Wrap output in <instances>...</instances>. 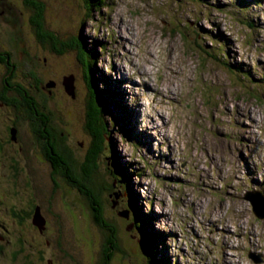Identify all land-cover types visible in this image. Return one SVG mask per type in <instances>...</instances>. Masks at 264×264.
Segmentation results:
<instances>
[{
  "label": "rangeland",
  "instance_id": "374dc122",
  "mask_svg": "<svg viewBox=\"0 0 264 264\" xmlns=\"http://www.w3.org/2000/svg\"><path fill=\"white\" fill-rule=\"evenodd\" d=\"M43 30L68 45L65 51L43 41ZM18 34L25 46L11 48ZM0 42L12 61L28 52L37 78L22 80L25 71L17 69L13 84L33 99L30 91L40 88L36 101L47 105L53 136L72 155L55 175L44 142L35 140L30 166L12 177L3 150L0 264H253L219 223L264 236V220L245 197L264 192V0H0ZM86 71L106 130L92 183L80 179L101 122L99 109L88 108ZM122 76L127 84L116 83ZM114 156L129 184L109 174ZM68 177L91 185L94 203ZM128 190L140 216L153 214L143 224L162 231L161 252L158 238L144 249L148 228L137 229ZM15 205L39 211L19 221ZM125 210L128 220L120 217ZM140 249L154 256L140 257Z\"/></svg>",
  "mask_w": 264,
  "mask_h": 264
},
{
  "label": "flooded vegetation",
  "instance_id": "af4514ba",
  "mask_svg": "<svg viewBox=\"0 0 264 264\" xmlns=\"http://www.w3.org/2000/svg\"><path fill=\"white\" fill-rule=\"evenodd\" d=\"M14 38L15 44L11 48L20 44L22 41L23 47L25 46L26 42L22 34H18ZM43 41L45 40L43 39ZM0 45V129L3 128L5 130V133L2 132V135H0V158L5 149L7 152L6 167H11L13 171L11 176L16 177V174L21 173V165H29V162H26L27 158H30L27 153L29 143L35 140L38 144L45 142L48 133L44 132L45 128L43 125L45 124L44 119L48 116L47 105L44 102L36 101V95L37 97L40 95L39 87L30 91L35 93V98L33 99L32 95H29L25 88L19 84H13L17 69H24L25 71L26 75L23 74V77L21 76L22 80L37 78L35 72L33 73L31 70L32 65L28 64V60H25L24 55H28V52L23 49V54L20 57L21 61L18 60L15 62L12 61L10 49L4 43L0 42ZM4 112L7 114L6 117H4ZM4 144L5 147L3 148ZM45 147L46 145L44 149ZM44 156L49 157L45 152ZM37 207L39 206L33 208L30 205L26 207L23 205H15L12 208V216L19 221L27 219L28 217L31 218Z\"/></svg>",
  "mask_w": 264,
  "mask_h": 264
},
{
  "label": "trees",
  "instance_id": "16d2710c",
  "mask_svg": "<svg viewBox=\"0 0 264 264\" xmlns=\"http://www.w3.org/2000/svg\"><path fill=\"white\" fill-rule=\"evenodd\" d=\"M42 27V23L40 25ZM39 27V25H38ZM43 38L44 40H46L48 43H51V44H54L55 47L54 49L56 50L58 48V46L60 48L59 49V52H64L65 51V47H67L68 45H65V43H60L61 42V39H57V38H54L53 35H48V33L43 30ZM39 35H40V32H39ZM58 35V34H57ZM72 46V45H70ZM81 56L83 57V52L81 51L80 52ZM85 66L88 68L90 66V64L87 63V61L85 62ZM86 79H87V84L89 85L90 89H92V99L89 100V110L91 111V109L93 108V110L96 108V109H99V113H100V120H98L99 122H101V127L99 129H96L94 130V135L97 137L98 135V138H99V142L98 141V138H94V142L92 144V147H91V150L88 154V158L86 159V162L83 164L84 168V178L81 177V181H84L85 183H92L93 182V173L95 172V170L98 168V166L96 165V159L98 157L99 154L102 153L103 151V148L101 147V143H103V140L105 139V135L102 134L103 132H105V125L103 123V116H102V113L103 112V108L102 106L99 104V101L97 100V93H96V89L95 87L93 86L92 88V82H93V76H91L90 73L87 74V71H86ZM93 119V118H92ZM45 120V124L43 125V127L45 128L44 129V132L45 133H48V135L46 136L45 138V142L44 144L46 145L45 147V153H47V155L49 156V158L52 160L53 163H51L52 167H54V172L56 173H59L58 175H61V167L64 165H66V163L69 161L70 158H72V155H71V152H70V149L65 145V147H61V143L59 142V140L56 139L55 136H53V130L52 128L50 127L49 125V121H51L50 117L47 116ZM87 127L91 130L92 127V122H91V117H88V120H87ZM98 133V134H97ZM129 132L126 131V134H128ZM97 134V135H96ZM101 135V136H99ZM101 140V141H100ZM115 160L114 161V166L113 163L111 162V167L108 168V172L111 176H113L114 178H119V182L122 181L121 178L127 182V184H129L128 180H129V175L128 173L126 172V170L124 168L121 167V164L118 163V160L116 159V157L114 156ZM93 161V162H92ZM119 164V165H118ZM63 166V168H64ZM127 169L129 168L128 166H126ZM73 169L72 167H70L68 169L69 172H71ZM57 175V174H55ZM64 175V174H63ZM68 180L72 183H74L73 185L75 187H78L79 189L81 188V192L86 195L88 197V199L90 200V202H93L94 203V197H92L91 195V192H89V190L87 188H91V185L88 187L86 185H84L80 180L79 182H77V184H75V182L70 179L68 177ZM58 186V185H57ZM87 187V188H86ZM74 189V188H73ZM72 188H70V190H73ZM89 193V194H88ZM90 195V196H89ZM131 204L133 203L134 205H136V201H135V198L133 197V195H131ZM129 200V199H128ZM137 206V205H136ZM137 216H138V219L139 221L141 222V219H140V214H139V211H138V208H136L135 210ZM101 214L102 212H99L98 216L101 218ZM142 223V222H141ZM101 226L104 228L106 225L101 223ZM141 226V225H140ZM144 228V226H142ZM35 228H37L35 226ZM38 229V228H37ZM145 238L147 240H149L148 243H151L153 244V242L151 241V239L149 238V233L148 234H145ZM154 256V253H152V256Z\"/></svg>",
  "mask_w": 264,
  "mask_h": 264
},
{
  "label": "water",
  "instance_id": "95a60500",
  "mask_svg": "<svg viewBox=\"0 0 264 264\" xmlns=\"http://www.w3.org/2000/svg\"><path fill=\"white\" fill-rule=\"evenodd\" d=\"M72 83V82H71ZM68 89V92L70 94H74V91L71 86L70 87H67ZM247 200L251 201L253 203V206H254V210H255V213L258 215V217L260 218H264V199L262 197H260L259 195H254V194H249L248 197H247ZM39 208H37V212L39 211L38 210ZM40 214V213H39ZM37 214L36 217H35V224L41 231L43 229V224H44V221L42 222H37L39 221V219H41L40 215ZM122 217H126L127 219L129 218V214L126 212V213H122L121 214Z\"/></svg>",
  "mask_w": 264,
  "mask_h": 264
},
{
  "label": "bare ground",
  "instance_id": "6f19581e",
  "mask_svg": "<svg viewBox=\"0 0 264 264\" xmlns=\"http://www.w3.org/2000/svg\"><path fill=\"white\" fill-rule=\"evenodd\" d=\"M190 30V29H189ZM122 37V36H121ZM123 40L125 41V38H123ZM147 50V49H146ZM193 51V50H192ZM181 54V53H180ZM150 56H152L151 54H150ZM182 56V55H181ZM189 56V55H188ZM149 57V56H148ZM169 57H171V56H169ZM184 57V56H183ZM190 57V56H189ZM151 59V58H150ZM189 61V60H188ZM170 65H171V63H170ZM151 66V65H150ZM166 68V67H165ZM146 73V75L145 76H148V72H145ZM165 73H166V71H165ZM124 74H125V72H124ZM126 77H128V76H126ZM186 77V76H185ZM129 78V77H128ZM166 78V77H165ZM180 78V77H179ZM182 78V77H181ZM185 79V78H184ZM124 80V79H123ZM167 81V80H166ZM168 81H171V80H168ZM147 83H148V80H145L144 81V83H143V85L144 86H149V85H147ZM168 83H170V82H168ZM53 84H55V83H53ZM53 84H51V85H53ZM151 88V87H150ZM158 90H159V88H155L153 91H154V94H155V97H159V93H158ZM168 92V95H167V97H166V99L167 100H169V101H171L172 100V97L171 96H169V94H172L170 91H167ZM120 93V92H119ZM120 96H121V94H120ZM171 103V102H170ZM171 105V104H170ZM124 106V105H123ZM158 107V106H157ZM126 108H127V111L129 112V110H128V107L126 106ZM144 189V188H143ZM212 224V223H211Z\"/></svg>",
  "mask_w": 264,
  "mask_h": 264
},
{
  "label": "clouds",
  "instance_id": "9594fccd",
  "mask_svg": "<svg viewBox=\"0 0 264 264\" xmlns=\"http://www.w3.org/2000/svg\"><path fill=\"white\" fill-rule=\"evenodd\" d=\"M113 203H114V202H113ZM114 206H115V203H114ZM37 208H38V207H37ZM37 208H36V210H37ZM36 210H35V212H36ZM121 217H122V216H121ZM122 218H124V217H122ZM126 219H127V218H126ZM127 220H128V219H127ZM34 226H36V225L34 224ZM36 227H37V226H36ZM37 228H38V227H37ZM38 229H39V228H38ZM146 232H148V231H146ZM148 233H149V237H151L150 239H152V241H153L154 244L157 243V242L155 243V239L158 238V239L160 240V241L158 242V245H156V247L158 248V247L160 246V244L162 243L161 239L159 238L160 236H159L158 234L155 235V236H153V235H154V234H153L154 232H152V231H149ZM151 235H152V236H151ZM158 236H159V237H158Z\"/></svg>",
  "mask_w": 264,
  "mask_h": 264
}]
</instances>
